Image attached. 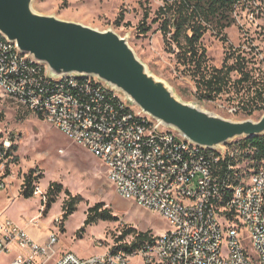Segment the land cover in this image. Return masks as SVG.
Masks as SVG:
<instances>
[{"label": "built area", "instance_id": "built-area-1", "mask_svg": "<svg viewBox=\"0 0 264 264\" xmlns=\"http://www.w3.org/2000/svg\"><path fill=\"white\" fill-rule=\"evenodd\" d=\"M0 90L98 156L122 197L169 223L163 234L131 250L112 245L88 256L68 250L53 264H264V165L247 177L233 172L239 164L231 157L241 151L230 141L222 148L197 144L96 75H51L45 62L2 34ZM14 148L11 135L0 133V187L10 175ZM33 195L46 203L39 181ZM57 241L54 231L46 243L38 242L12 219H0V255L13 244L28 249L8 264H36L39 257L45 264Z\"/></svg>", "mask_w": 264, "mask_h": 264}, {"label": "rangeland", "instance_id": "rangeland-1", "mask_svg": "<svg viewBox=\"0 0 264 264\" xmlns=\"http://www.w3.org/2000/svg\"><path fill=\"white\" fill-rule=\"evenodd\" d=\"M166 1L32 0V6L43 14H54L98 29L113 28L126 36L149 70L167 81L184 101L196 103L210 112L233 120L260 118L264 112L262 108L249 114L239 108L241 104H238V100H233V94L239 89L238 85H231L228 92L221 93L214 99L201 95L195 78L178 59L176 51L170 50L165 43L160 30L161 18L154 21ZM145 13H148L146 23L151 25V29L143 33L139 26ZM233 17L235 22L222 32L218 28H209L205 32L202 43L207 49L209 61L219 67L224 62L227 46L241 45L237 53L244 50L243 54L250 59L249 67L256 77L254 86H264V2L255 0L247 6L240 4ZM223 35H226V41L222 39ZM228 62L232 63L233 58ZM238 77L239 74L234 72L233 79ZM253 89L251 95L254 93ZM120 94L123 97L126 95L122 90ZM0 133L10 134L15 141L14 157L7 164L10 175L5 186L0 187V219H12L38 242L46 243L49 233L56 232L58 241L55 252L45 264H53L68 250L81 256L102 253L107 247L114 245L116 237L128 227L134 229V234L145 231L150 235L163 234L167 230L169 223L160 213L124 198L116 191L98 156L70 139L37 113L4 96L1 90ZM238 164L241 173L247 177L251 169L263 166L264 162L256 165L242 159ZM35 169L42 172L38 181L46 190L51 182H58L63 187L61 192L55 194L56 201L50 207L37 196L26 198L21 194L25 176ZM66 189L72 195L80 194L82 200L76 205L74 213L64 219L63 206L68 198ZM99 201L110 208L118 220H98L80 230L89 207ZM58 216L61 217L60 223L55 221ZM132 239V234L127 235L126 241ZM27 250L13 244L7 253L0 255V264H8L16 255H24ZM44 260L45 257H39L36 264H41Z\"/></svg>", "mask_w": 264, "mask_h": 264}, {"label": "water", "instance_id": "water-1", "mask_svg": "<svg viewBox=\"0 0 264 264\" xmlns=\"http://www.w3.org/2000/svg\"><path fill=\"white\" fill-rule=\"evenodd\" d=\"M0 33L45 62L51 75H96L202 146L222 148L235 138L264 134V112L258 119L233 120L181 99L167 81L149 70L127 37L113 28L98 29L37 12L32 0H0Z\"/></svg>", "mask_w": 264, "mask_h": 264}, {"label": "trees", "instance_id": "trees-1", "mask_svg": "<svg viewBox=\"0 0 264 264\" xmlns=\"http://www.w3.org/2000/svg\"><path fill=\"white\" fill-rule=\"evenodd\" d=\"M255 0H167L159 9V15L154 21L161 18L160 30L164 36L165 43L169 49L176 51L178 59L186 65L192 76L196 80L198 89L203 97L214 99L221 93L228 92L231 85H238L239 89L233 94V100H238L240 109L251 114L257 108L264 110V86H254L256 77L249 67L250 59L240 53L241 45L235 47L232 44L227 46L226 56L221 66L213 65L209 61L207 49L202 43V38L209 28H218L222 32L226 27L235 22L233 13L236 8L242 4L247 6ZM264 2V0H261ZM148 13H145L140 30L146 33L151 29V25L146 23ZM1 36V33H0ZM222 39L227 40L226 35ZM175 45V48L173 47ZM178 50H177V49ZM233 58V62L228 60ZM237 72L239 77L233 79V73ZM247 88V90H245ZM254 93L251 95V90ZM238 111V108H236ZM229 147H237L241 153L235 158L231 157V163L238 164L242 159H246L250 164L259 165L264 162V134L249 137H239L231 140ZM230 160L226 157L223 162L222 174ZM259 168V166H257ZM36 170V169H35ZM238 171L239 167L233 169ZM42 177V172L35 174L30 171L24 179V189L22 195L26 198L33 196V184ZM62 185L58 182H51L47 189V206L50 207L56 201L55 194L62 191ZM68 198L63 206V218L67 219L74 213L76 205L82 200L80 194L72 195L66 189ZM98 220H118L110 208L105 207L102 201L96 202L90 206L84 224L80 230L87 225L96 223ZM134 229L127 228L116 237L113 249L125 248L131 250L141 243L151 238V235L145 232H137ZM132 234V241H126L127 235Z\"/></svg>", "mask_w": 264, "mask_h": 264}, {"label": "bare ground", "instance_id": "bare-ground-1", "mask_svg": "<svg viewBox=\"0 0 264 264\" xmlns=\"http://www.w3.org/2000/svg\"><path fill=\"white\" fill-rule=\"evenodd\" d=\"M36 223H38V220H35Z\"/></svg>", "mask_w": 264, "mask_h": 264}]
</instances>
